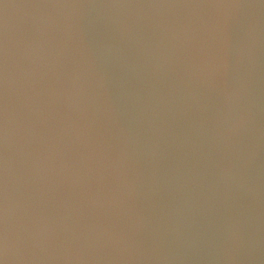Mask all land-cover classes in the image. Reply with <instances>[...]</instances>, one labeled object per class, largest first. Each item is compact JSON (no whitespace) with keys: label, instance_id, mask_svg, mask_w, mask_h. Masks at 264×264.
I'll return each mask as SVG.
<instances>
[{"label":"clouds","instance_id":"obj_1","mask_svg":"<svg viewBox=\"0 0 264 264\" xmlns=\"http://www.w3.org/2000/svg\"><path fill=\"white\" fill-rule=\"evenodd\" d=\"M0 264H264V0H0Z\"/></svg>","mask_w":264,"mask_h":264}]
</instances>
